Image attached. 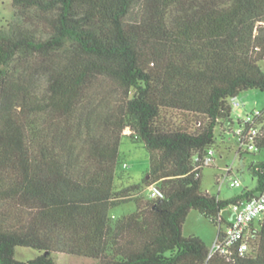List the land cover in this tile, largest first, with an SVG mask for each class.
Instances as JSON below:
<instances>
[{
  "label": "trees",
  "instance_id": "trees-1",
  "mask_svg": "<svg viewBox=\"0 0 264 264\" xmlns=\"http://www.w3.org/2000/svg\"><path fill=\"white\" fill-rule=\"evenodd\" d=\"M12 6L0 24V264H56L53 253L95 264H264V214L245 255L210 256L183 233L198 210L223 235V211L264 189V162L251 166L257 185L235 197L202 189L217 129L234 124L232 100L264 91V0ZM259 124L257 150L264 110ZM124 135L150 155L139 183L121 169ZM154 185L156 198L145 193ZM131 202L135 211L111 215ZM17 247L40 253L22 261Z\"/></svg>",
  "mask_w": 264,
  "mask_h": 264
},
{
  "label": "rangeland",
  "instance_id": "rangeland-1",
  "mask_svg": "<svg viewBox=\"0 0 264 264\" xmlns=\"http://www.w3.org/2000/svg\"><path fill=\"white\" fill-rule=\"evenodd\" d=\"M14 9L12 0H0V24L6 25L12 19ZM264 66V61L261 62ZM237 100L241 102V107L233 106V116L238 112L246 114L256 109L264 110V91L259 89H248L240 93ZM225 128V127H224ZM127 133L129 130L126 131ZM223 132V133H222ZM216 154L214 162L202 170V189L211 194L219 195L222 199H229L241 194L246 189H252L257 185V177L251 169L252 164L264 162V148L260 150H251L238 153L236 138L224 129H217V138L215 144ZM121 169L130 175L132 182L139 183L150 169V155L147 149L139 143L133 142L128 135L122 137L120 146ZM127 164L124 167L123 164ZM232 167V172L228 173L227 169ZM239 178L241 185L231 186V181ZM149 194V189L145 190ZM136 207L133 202L121 205L111 211V215L119 218L124 214L135 211ZM231 208H227L223 213L228 214ZM224 228V226H223ZM219 227L210 219L203 216L198 210H191L184 224L183 233L185 236L195 235L201 237L205 243L213 240L209 249L214 247V241L217 238ZM209 244V243H207ZM39 250L31 247H17L16 258L27 261L36 257ZM56 264H95L92 258L76 256L66 253L52 254Z\"/></svg>",
  "mask_w": 264,
  "mask_h": 264
},
{
  "label": "built area",
  "instance_id": "built-area-1",
  "mask_svg": "<svg viewBox=\"0 0 264 264\" xmlns=\"http://www.w3.org/2000/svg\"><path fill=\"white\" fill-rule=\"evenodd\" d=\"M232 106L240 107L241 102L233 99ZM263 116V110L256 109L246 114L241 115L234 124L228 127V132L235 138L238 145V153L241 151L257 150V138L260 133V118ZM216 149L209 150V154L205 157L204 163L208 166L214 162ZM125 167L128 165L125 163ZM229 175L232 172V167L227 169ZM241 181L239 178H234L231 181V186H239ZM149 195L156 198L162 195L161 190L157 186H152L149 189ZM233 214L231 222L226 226L223 235L216 240L210 256L215 252L228 254L234 248L241 255H245L249 250V230L251 224L264 214V189L255 197L244 199L235 202L230 206Z\"/></svg>",
  "mask_w": 264,
  "mask_h": 264
},
{
  "label": "crops",
  "instance_id": "crops-1",
  "mask_svg": "<svg viewBox=\"0 0 264 264\" xmlns=\"http://www.w3.org/2000/svg\"><path fill=\"white\" fill-rule=\"evenodd\" d=\"M241 107V106H240ZM240 107H238V108H240ZM241 115H243L241 112H238L237 111V113L233 116V114H232V118H233V120L234 121H237V119L241 116ZM228 131V129L227 128H224V132H227ZM223 133V132H222ZM130 176V175H129ZM132 181V180H131ZM224 214V216H225V218H226V221H227V223L229 224L230 222H231V219H232V216H233V214H232V212L230 211V212H228V214H225V213H223ZM257 221V220H256ZM227 224V225H228ZM226 225V226H227ZM218 237H219V232H218V235H217V238L215 239V241H214V244H215V242H216V240L218 239ZM212 242H213V240L211 239V240H208V242L207 243H209V244H207V246L209 247V245H211L212 244ZM213 244V245H214Z\"/></svg>",
  "mask_w": 264,
  "mask_h": 264
}]
</instances>
